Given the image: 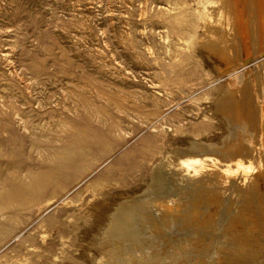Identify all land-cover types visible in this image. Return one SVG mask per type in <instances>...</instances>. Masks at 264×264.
I'll list each match as a JSON object with an SVG mask.
<instances>
[{
  "label": "rangeland",
  "instance_id": "obj_1",
  "mask_svg": "<svg viewBox=\"0 0 264 264\" xmlns=\"http://www.w3.org/2000/svg\"><path fill=\"white\" fill-rule=\"evenodd\" d=\"M155 4L0 0V264H91L88 254L95 250L87 239L98 223L87 224V215L97 200L106 197L115 204L132 197L151 181L156 166L167 171L171 153L192 142H207L213 147L200 144L197 150L211 153L223 136L236 135L217 106L218 75L209 61L198 57L172 65V32L167 23L159 22L163 18ZM250 16L248 33L239 36L254 50L248 61L253 62L243 73H234L239 75L236 80L242 79L235 84L244 94L249 86L254 88L255 102H260L264 83L256 81L250 69L261 62L257 57L264 49V23L254 13ZM252 79L257 83L251 87ZM256 110L253 123L240 121L249 136L256 134ZM64 145L84 149L83 157L55 156ZM168 197L173 201L157 197L164 200L163 205L158 200L159 208L153 197L137 203L139 217H144L139 218L141 248L162 253L166 264H242L235 255L215 257L216 235L218 241L212 237L208 252L192 247L185 239L194 236V229L183 224L190 211L179 207V197ZM161 205L173 213L170 224L161 216ZM133 247L126 240L117 256H137L139 250Z\"/></svg>",
  "mask_w": 264,
  "mask_h": 264
},
{
  "label": "bare ground",
  "instance_id": "obj_2",
  "mask_svg": "<svg viewBox=\"0 0 264 264\" xmlns=\"http://www.w3.org/2000/svg\"><path fill=\"white\" fill-rule=\"evenodd\" d=\"M155 1L158 12L162 14L160 16L163 18V20L159 22L167 23L172 32V38L170 40L172 48H169L174 58L172 65L180 64L183 61H189L193 58L197 59L198 57L203 62L209 61L210 68L215 70L218 75V78L214 82V84L218 85V89L220 90V94L216 97L217 106L223 113L222 115L223 118L225 117L226 124H229L228 126L235 129L233 131H235L236 135L230 133L223 136L222 138L224 141L222 140V144L219 145V148L216 147L218 150L214 147L211 153L197 150L200 144L203 145H201L202 147L208 146L212 148L213 146L210 147L207 145V142L204 143V141L201 140L195 142L191 141L190 147L181 148L180 151L172 150L173 153H171L168 159L170 160L172 158V162L169 163V161L166 163H169V166L167 165L169 167L168 170L163 171L160 165L156 166L151 173V181L148 183L146 181V187L143 190L134 192L132 197L126 196V198L116 200L115 204H112L106 197L97 200L93 204L94 207L90 209L87 215V224L93 226L95 222L98 223L97 229L95 228L96 232L91 234V236L89 235L87 239V244L91 245L96 251L91 250L88 254V259L91 264H166L162 261L164 259L162 258V253L157 254L158 252L152 253L151 251L150 253L140 246V244L143 243L142 241H144H141L140 232L142 230L140 227H143V224L140 223L144 217H139L141 213H139L140 206L138 204L147 198L153 197L155 198L154 202L156 201V204H154L157 205L158 200L159 203L164 201L161 200L160 202V198L156 200L157 197L162 198L166 196L169 199L168 196L171 194L177 198L179 197L177 203H182L179 204V207L186 206L185 208L190 211V218L185 222L183 221L185 219L182 221L183 224L187 222V224L194 229V233L192 234L194 236L185 239H190L189 242L191 244H189L192 245V247L196 246L198 251V248H201L200 251H203L202 249L204 248L208 252L209 248L213 245L212 237L216 235L219 240L218 241L215 236V240L218 241L216 242L219 243L216 250H218L219 253L216 254L215 257L222 259L224 256L228 255L229 257L232 256L234 259L235 255V259H238L242 264H264V89L262 91L261 89L263 87L260 85L262 88L260 89L261 97H259V99L262 98V101L260 100L259 102V100L256 99L257 101L255 102L252 92L254 88H250L249 86L246 94H244L243 92L245 90L236 86V84H238L236 81L242 79L236 80V77H239V75L237 74L235 77L234 74L237 70L239 71L241 69V73H243V69L245 70V68L253 62H248L253 49H251L245 37L243 38L242 36H246L248 33V23L252 21L250 13H254L256 19H258L260 23H264V0ZM240 33L242 34V38L239 36L241 35ZM237 35L241 39H239ZM257 58L261 60V62L255 64L250 70H255L256 75L254 76H256V81L264 83V49L259 51V56ZM253 81L255 80L252 79L250 82L248 81L251 83V87ZM240 91L242 94L238 95ZM255 108H258V110H256L257 112L255 111L256 114H259V118L256 119L258 121L257 125H255L257 126V128L255 127L257 130H255L256 134L253 133L252 135L251 133L249 136V130L244 126L242 128V126H240V121L246 119L251 123L253 120L252 117L255 115ZM235 121L237 122L236 127L232 126ZM229 128L230 127H228V129ZM240 132L242 135L244 132L245 136H242ZM210 144L213 145V143ZM83 150L79 146L70 147L64 145L61 148H57L54 151V155H60L63 159L70 158L78 160L83 157ZM218 160L223 161L225 166L222 167L219 165L217 162ZM150 201H152V199ZM170 201H173L172 197ZM135 203L139 208L134 205ZM159 203L157 205L158 208ZM162 205L160 206L162 207L161 216L164 215L170 224L171 222L169 220L173 219L170 218V214L173 215V213L170 212L169 207H163ZM147 207L149 208V206ZM225 207V211H227L228 214L223 211ZM179 211L177 213L180 214ZM144 212H146V210L143 211V213ZM149 212L152 213V210H149ZM179 214H177V216ZM182 215H184V211ZM164 217H161V219ZM139 218H141V221ZM158 218H160V216ZM173 221L175 220H172V222ZM87 224L85 223V225ZM161 226H153V228L155 229L157 227L161 229ZM177 227L176 229H179V225ZM185 229L186 233L190 230H187V226ZM199 231H203L204 236H201V233H198ZM172 232L177 231L173 230ZM132 234L134 235L132 236ZM180 234L182 235V233ZM159 235L161 236V234ZM126 240L136 245V247L133 248L139 250V253L136 252L138 254L137 256H133V250L131 251L133 255H125V257L117 256V251L119 252V250H117L118 247L120 248ZM87 247L88 246H86V249H88ZM81 249L82 247L79 251H81ZM188 250H190V248H188ZM185 252L186 251L183 253L185 254ZM174 253H172L173 257L176 256V253L175 256ZM189 254L190 253H188V255ZM227 257L225 258L227 259ZM238 260L236 262H238ZM231 261L234 263L233 260ZM83 262L85 261H82V263ZM169 262L167 263L169 264ZM177 263L178 262H176V264ZM191 263L193 264L194 260Z\"/></svg>",
  "mask_w": 264,
  "mask_h": 264
}]
</instances>
